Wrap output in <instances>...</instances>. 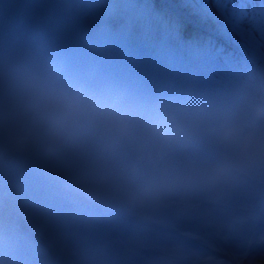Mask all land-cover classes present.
Wrapping results in <instances>:
<instances>
[{"label": "rangeland", "instance_id": "rangeland-1", "mask_svg": "<svg viewBox=\"0 0 264 264\" xmlns=\"http://www.w3.org/2000/svg\"><path fill=\"white\" fill-rule=\"evenodd\" d=\"M158 1V0H157ZM165 5H173L171 3L176 4V7H180L185 9V11L192 15L193 17L200 19L206 24L215 25L216 20H210L212 15L210 11L205 10L201 11L197 5L196 0H163ZM213 4V9H218L221 17L225 16L222 8H219L218 2L219 0H211ZM234 0H224V3H229V5ZM258 6L255 11L250 8V5H246V12L242 13L243 20L238 25V31L234 32L233 35L236 40L247 43L251 49L256 53L258 63L256 65V70L243 68L239 71L232 69L230 65H226L224 62L219 63L224 67L228 77L235 83V90L228 94V98H231L236 104L238 100L242 98L247 101V98L255 95L254 92L256 90V103H261L264 100V95L259 91L258 85V77L259 70L264 68V0H257ZM184 23V22H183ZM183 32V31H182ZM208 87V83L203 80H198L196 85L188 86V93L192 94L198 101L206 102L208 95L206 94V90ZM234 116V114H233ZM180 121L183 123V118L178 117ZM228 127H235L236 124H244L245 120H237L234 117H227L225 119ZM203 131H199V134H202ZM245 136H249L252 138V143L247 149L240 150L236 148V145H232L229 143L223 150L232 155L237 159L244 158L246 162H253V152L256 151V140L260 141L262 135L260 132L255 133H243ZM221 135V134H220ZM207 141H211L217 144V141H220V136H206ZM261 147V146H260ZM247 192L251 196L258 195V191L252 188H247ZM251 264H264V259L255 261Z\"/></svg>", "mask_w": 264, "mask_h": 264}, {"label": "clouds", "instance_id": "clouds-1", "mask_svg": "<svg viewBox=\"0 0 264 264\" xmlns=\"http://www.w3.org/2000/svg\"><path fill=\"white\" fill-rule=\"evenodd\" d=\"M223 138L229 141H234L239 144L242 150L247 149L252 143V138L245 136L236 128H228L223 133Z\"/></svg>", "mask_w": 264, "mask_h": 264}]
</instances>
